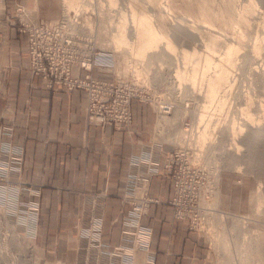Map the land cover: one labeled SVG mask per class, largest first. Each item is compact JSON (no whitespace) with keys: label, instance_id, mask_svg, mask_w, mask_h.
I'll return each mask as SVG.
<instances>
[{"label":"rangeland","instance_id":"obj_1","mask_svg":"<svg viewBox=\"0 0 264 264\" xmlns=\"http://www.w3.org/2000/svg\"><path fill=\"white\" fill-rule=\"evenodd\" d=\"M79 1L76 11L64 0H0V24L24 38L22 69L32 79L54 94L82 97L79 148L92 153L87 141L94 136L109 140L114 158L127 154L122 188L110 193L117 203L109 205L106 191L66 186L85 182L61 179L58 159L45 174L47 159L28 158L22 143L32 131L28 118H8L0 96V264H264V0H172L162 29L174 54L163 44L141 65L112 40L125 26L132 41V12L143 10L141 2ZM242 6L255 9L249 25L230 18ZM198 9L215 27L194 22ZM62 21L58 34L71 46L63 43L56 54L54 37L26 26ZM210 34L218 40L207 54ZM226 43L240 49L221 106L206 102L204 87L175 83L173 70L185 66L182 50L192 54L188 68L204 77L214 72V65L205 70V55L223 61ZM12 68L0 61V93L12 88Z\"/></svg>","mask_w":264,"mask_h":264},{"label":"crops","instance_id":"obj_2","mask_svg":"<svg viewBox=\"0 0 264 264\" xmlns=\"http://www.w3.org/2000/svg\"><path fill=\"white\" fill-rule=\"evenodd\" d=\"M9 43L13 45L12 51H8ZM24 46V38L17 34L15 29L0 24V55H4L0 61H10L13 65L12 71H6V76L11 77L12 88L8 91L5 88L0 96L7 100L10 111L8 118L14 120L25 116L32 126L28 140L22 138L26 156L36 158L38 161L42 158L47 159L44 166L45 174L51 170L50 159H58L55 173L59 174L61 179L65 181L70 174L73 180L76 177L77 182H85L84 185L70 182L66 186L92 192L106 191L108 204H116V199L110 197V193H115L116 190L118 192L122 188L128 167L127 154L114 158L112 156L114 149L110 147L109 140L99 142L92 139L94 136L89 137L91 139L87 141L92 153L85 154L79 148L82 97L77 91L71 95H59L41 87L37 80L32 79L27 71L22 69L25 66ZM0 114L5 115L4 110ZM103 136L109 138L111 135L105 132ZM65 145L69 148L67 151ZM136 150L137 147L135 153ZM103 157H106L104 162ZM48 182L51 184L50 180Z\"/></svg>","mask_w":264,"mask_h":264},{"label":"bare ground","instance_id":"obj_3","mask_svg":"<svg viewBox=\"0 0 264 264\" xmlns=\"http://www.w3.org/2000/svg\"><path fill=\"white\" fill-rule=\"evenodd\" d=\"M64 1H65V4H66L68 10L69 9H74V10L77 11V10L80 9V7H83V3L80 2L79 0H64ZM108 1H109V4L110 3L111 4L115 3V0H108ZM139 1L142 4L141 6L143 7V10L141 12H139V13L134 12V11L132 12V18H131L132 19V24H131L132 27L130 26L131 27V31L129 30V27L126 26L128 28V29L127 28L126 29L131 32L130 35L132 37V41L128 40V36L129 35L127 34V32H126V30L124 28L125 26H118L117 32L115 31L116 33L112 35V40H113L114 46L116 48H118V49L123 47V46H125L124 48L131 55L130 59L135 58L132 61L134 63L133 65H136V64H140L141 65L140 60L142 61V59L144 57L146 58L148 56V53L154 51V48H157V47H159V46H161L163 44H165L164 47L168 51V53H170V54L173 53L172 52L173 51V46H172L170 41L167 40L165 42V38H166L167 34L165 35V33H164L165 29L164 30L162 29L164 27V25H165V22H166L165 19L168 18V16L165 17L166 13H163V11L170 10L172 8L173 1L172 0H144V1L143 0H139ZM231 1H233V0H228L226 4L229 5L231 3ZM145 3H147V4L145 5ZM145 7H148V8L150 7L151 9L157 8L159 13L157 15L153 14V13H150V12H148L146 10ZM254 10L255 9H253L252 7L247 9V6H242L240 10L236 9L235 13L232 16L230 15V18H233V23L234 24L235 23H239V22H244L245 24L249 25L250 21H249L248 17H249V15H253L254 14ZM171 11H172V9H171ZM197 11L198 12L196 14V19H195L194 22H197L200 26L202 25L204 28L205 27H211V28L215 27L214 18L211 15L203 13V11L201 9H198ZM168 12L169 11H167V13ZM89 19H90V17H89ZM84 21L88 22V18H84ZM62 24H65V23L62 21V22L58 23L54 28H48V27L42 28L41 26H38V25L37 26H31V25H28V24L26 26H27V28L29 30H31L33 32H37L38 34L42 31V33L45 34L46 36L54 37V39H53V42H54L53 51L56 54V50L63 43H66V44L71 46V39H69L68 41L64 42V40L58 34L60 32L61 28L63 27V26H61ZM194 31H195V28H194ZM206 36H208V35H206ZM239 36H240V34H239ZM208 38L210 39V41L206 40V41H209V43L205 44L206 45L205 48L207 49L206 50L207 54H212L214 51L216 52L215 43H216V41L218 39H217V36H215L214 34H210V36ZM254 43L255 44H254V47H252V50L257 53L258 47L256 46V44L258 42L255 41ZM225 45H227V43ZM45 46H47V44ZM239 49H240V47L238 45H232V44L227 45L226 49L224 51V54H223L224 55L223 56V61L221 60V58H222L221 57L220 58L221 62H218V63H215L212 60L211 56L205 55V57H206L205 58V63H204V66L206 67L205 70H207L212 65H214V72L212 74H208V75L205 74L204 77L198 73V69H196L195 66L189 67L190 69L188 68L189 62H192L191 61V55L192 54L187 52L186 50H182V58H183L185 66L183 67V69H182V66H181V68L177 67L176 70H173L174 71V75L173 74L172 75H173V78H175V80H174L175 83L178 86H182L181 84L186 83V84H188L190 86V88H192V90L193 89L199 90V89L204 87L205 88L204 97L206 98V102L210 103V105L218 103V105L221 106L223 104L222 103V99H221L222 96L219 97V93L223 89V86L224 87H225V85L230 86V81H229V77H230V74H231L230 73V69L234 65V60L236 59V55H237V52H238ZM64 50L66 51V49H64ZM39 63H40V61H39ZM143 69L144 68H140L139 66H136V68L134 70H135V72L138 75H141V72H142ZM201 71H202V73H205L203 68L201 69ZM143 73H144V70H143ZM145 80H146V78H145ZM202 83H203V86L201 85ZM204 113L200 114V119L204 118V115H205ZM168 116H170V115H168ZM163 117H166V116H163ZM246 117H247L248 121L252 119L250 114H248L247 112H246ZM262 117H264V116H262ZM166 118H165V120L167 121V124H168V122H171V121H168ZM177 119H179V117ZM163 121H164V118H163ZM167 124H165V125L167 126ZM232 124H233V122H232ZM246 124H248V123H246ZM158 125H160V124H158ZM162 125H164V123ZM244 126H247V125H244ZM249 127H251V126H249ZM161 128H162V126H161ZM251 128H253V127H251ZM251 128H249V129H251ZM255 131H256V129H255ZM230 132H231L230 134H232L233 136L235 134H237V130H235L233 125L231 126V131ZM201 138H202V134H200L198 136V142H200ZM261 198H262L261 195H258V200L260 199L259 202H261V200H262ZM257 203H258V201H257Z\"/></svg>","mask_w":264,"mask_h":264}]
</instances>
